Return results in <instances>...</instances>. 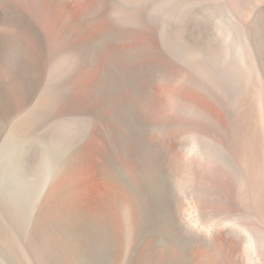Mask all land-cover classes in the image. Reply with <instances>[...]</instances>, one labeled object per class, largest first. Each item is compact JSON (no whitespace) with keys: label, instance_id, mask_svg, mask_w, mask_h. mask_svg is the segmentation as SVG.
<instances>
[{"label":"rangeland","instance_id":"374dc122","mask_svg":"<svg viewBox=\"0 0 264 264\" xmlns=\"http://www.w3.org/2000/svg\"><path fill=\"white\" fill-rule=\"evenodd\" d=\"M255 8L251 20L258 25L263 38L264 3H258ZM72 18L79 19L80 15ZM190 19L181 32L174 24L168 28L169 45L164 48L180 64L184 62L180 56L194 58L198 54L203 57L217 52L209 49L207 42L211 40L216 39V44L220 43L218 39L222 40L221 44L225 43L215 38L221 35L213 17L201 21L197 16ZM2 25L0 22V264H262L251 263L242 255L245 253L231 251L229 243L218 236L222 227L218 226L217 218L197 215V207L207 205L205 200L213 198L219 184L216 178H210L207 185L217 187L206 186L211 189L207 197L199 192L201 195L196 193L192 202L184 190L188 188L186 181L191 172L185 164L192 161L189 155L181 152L183 156L179 150L178 154L175 149L174 154L180 160H168L170 170L164 173L142 162L148 147L141 142L138 161L144 167L131 165L123 155L118 161L105 163L102 157L98 159L101 155L93 143L94 135L89 134L100 113L105 111L115 113L111 114L108 126L114 130L110 134L116 135L121 151L141 140L137 137L143 131L139 118L151 117L157 126L146 130L158 133L159 122L176 114L180 116L182 98L179 96L188 88L186 76L180 74L192 68L180 69L183 73L177 74L171 66L174 78L156 81V87L160 88L154 101L158 115L148 113L140 97H137L140 103L131 96L123 108L116 105L113 108L121 88L125 87L124 93L128 91L126 77L135 71L144 72L147 64L149 73L159 75L166 64L144 47L122 53L113 51L114 45L126 46L140 36H135L140 31L134 26L108 31L91 28L68 37L69 45L77 42L78 45L68 49L64 70L54 71L47 88L34 92L31 88L42 81L40 71L34 63L32 68L25 67L18 72L20 67L15 62L19 54L14 50L19 42L2 37ZM101 54L106 57V71L99 80L106 85L107 101L103 106L100 94L86 89L95 68V56ZM139 63L143 64L142 68ZM27 85L30 88L24 89ZM166 89L170 90L168 94ZM169 199L175 203L179 218L166 212L168 208L163 204ZM212 203L209 207L219 205ZM244 244L242 241L240 246L243 248Z\"/></svg>","mask_w":264,"mask_h":264},{"label":"bare ground","instance_id":"6f19581e","mask_svg":"<svg viewBox=\"0 0 264 264\" xmlns=\"http://www.w3.org/2000/svg\"><path fill=\"white\" fill-rule=\"evenodd\" d=\"M260 2L264 3V0H0V22L3 24L2 37L8 36L19 42L14 50L16 55L19 54V58L15 56V64L20 67L18 72L25 67L32 68L34 63L40 71L42 81L31 88L34 92L47 88L54 71L57 73L56 70H64L69 57L68 49L78 45V42L69 45L68 37L91 28L108 31L111 28L134 26L141 33L135 36H140L137 39L130 37L134 40L126 46L114 45L113 51L122 53L144 47L160 56L166 64L165 70L162 69L159 75L151 71L149 73L147 62L144 72L135 71L126 77L128 91L124 93L125 87L121 88L113 108L115 105L119 109L123 108V104L131 96L140 97L144 108L149 110L148 113L158 115L154 101L160 93V88L156 87V81L159 78L162 81L167 80L170 76L174 78L172 76L175 73H171V66L176 69L172 72L178 71L177 74L183 73L180 69L192 68L193 71L184 70V74H180L186 76H183L186 80L181 78L188 85L186 93H183L182 97L178 95L182 98V106L178 102L182 114L178 113L180 116L176 114L175 118L159 122L160 133L146 130L156 125L151 117L139 118L138 123L143 131L140 135L138 132L137 137L141 140L138 144L124 149L126 152L122 150L125 154L121 151V144L118 143L116 135L115 138L110 134L114 130L109 128L108 121L113 112L104 110L105 112L98 114L94 129L89 133L90 136L94 135L93 143L98 149L97 154L99 152L101 155L98 159L103 158L106 163L118 161L122 159L119 156L123 155L135 166L139 164V147L142 142L148 147L145 148L148 152L146 151L142 162L149 163V166L152 164L166 173L170 170L168 160H180L174 154L175 149L189 155L191 158L188 159L192 161L188 160L191 162L185 164H188L191 172L190 176L186 177L188 188L184 190L187 191L189 199H193L192 202L195 201L193 197H196V193L200 196L199 192H203L207 197L211 190L207 184L213 177L219 184V190L213 198L209 196L211 199L205 200L204 195L202 196L203 201L208 202L203 206L200 203V208L196 206L199 212L197 215L201 218H208V215H212L213 219L217 218L220 225L212 221L213 219L210 220L222 227L220 234L216 233L229 243L233 249L231 251L237 254L245 253L242 255H246L251 263L264 264V37L262 38L263 33L261 34L258 25L251 20V14ZM150 8H153L151 12ZM73 15H80V18L74 19ZM191 16H197L200 21L213 17L214 20L211 21L216 23V29L221 35H215V38L217 36V39L221 38L225 43L221 44L222 40L218 39L217 42L221 44L219 45L216 44V39L215 42L211 40L207 45L210 50L217 51L216 54L213 52L215 55L209 56L207 53L208 56L198 57L199 54L195 51L197 57L180 56L184 61L180 64L172 60L164 48L169 45L168 28L174 24L181 32L190 23ZM218 52L220 56L217 55ZM95 57V68L86 89L97 91L100 94V105L103 106L107 101L106 85L99 83V80L106 71L105 56L101 54ZM15 64L14 66H17ZM142 67L143 64L140 68ZM132 68L135 69V65ZM185 85L183 84V87L187 86ZM29 88L27 85L24 89ZM165 91L168 94L170 90ZM5 93L7 94V89ZM214 187L212 189H215ZM169 200L166 205L163 204L168 210L163 209L169 211L171 217H178L175 203ZM209 202H218L219 205L209 207ZM242 241L245 243L244 249L240 246ZM235 253L234 255L238 256Z\"/></svg>","mask_w":264,"mask_h":264}]
</instances>
